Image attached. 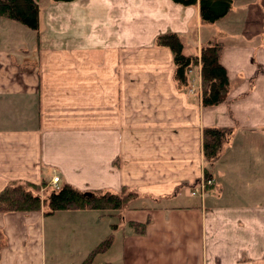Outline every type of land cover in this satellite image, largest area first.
<instances>
[{
    "label": "crops",
    "instance_id": "crops-1",
    "mask_svg": "<svg viewBox=\"0 0 264 264\" xmlns=\"http://www.w3.org/2000/svg\"><path fill=\"white\" fill-rule=\"evenodd\" d=\"M37 5L35 31L0 18V190L56 175L81 191L126 187L141 204L115 216L0 212V264H76L109 232L91 264H264V0H230L211 24L197 2ZM164 32L186 55L220 42L223 102L201 105L198 64L176 86L171 53L155 43ZM220 126L231 132L211 184L190 195L203 177L201 130Z\"/></svg>",
    "mask_w": 264,
    "mask_h": 264
},
{
    "label": "trees",
    "instance_id": "trees-1",
    "mask_svg": "<svg viewBox=\"0 0 264 264\" xmlns=\"http://www.w3.org/2000/svg\"><path fill=\"white\" fill-rule=\"evenodd\" d=\"M53 2H69L72 0H52ZM174 3L189 6L198 3V14L201 23L211 24L222 18L230 8V0H171ZM37 0H0V18L15 21L29 30L38 28ZM156 45L169 49L173 64V80L177 86H185L187 72L198 64L200 72V103L202 106H215L223 102L229 89V81L224 67L219 61L221 44L211 41L200 48L199 55H186L182 44L174 32L160 33L155 38ZM231 132L230 127H203L201 130L202 159L205 165L203 177L210 178L209 169L219 157L223 144ZM198 181V180H197ZM45 182L33 184L30 182L12 181L0 190V212H34L44 205V214L58 210H95L99 215L115 216L116 213L128 207L129 200L136 193L121 187L117 192L90 191L92 196L83 194L68 184H63L56 190H51L42 202L37 194L39 187ZM125 191V192H124ZM42 203V204H41ZM134 233L142 231L144 224L129 222ZM115 227L114 223L110 228ZM112 240L111 232L97 243L79 264H91L94 257L105 251Z\"/></svg>",
    "mask_w": 264,
    "mask_h": 264
},
{
    "label": "rangeland",
    "instance_id": "rangeland-1",
    "mask_svg": "<svg viewBox=\"0 0 264 264\" xmlns=\"http://www.w3.org/2000/svg\"><path fill=\"white\" fill-rule=\"evenodd\" d=\"M50 1H52V0H50ZM53 2V1H52ZM32 32V31H31ZM167 48V47H166ZM183 48V47H182ZM171 53V52H170ZM173 70H174V68H172ZM173 75V74H172ZM177 86V85H176ZM207 166L205 165V163L203 162V167H202V175H203V172H204V168H206ZM210 179L208 178V179H204V177H202V181H200V179L198 178V181H196L192 186H191V188H190V190H189V194L190 195H197L198 197L200 196V197H202L204 194H205V192L207 191V188L209 187V185H210V183L209 184H207L206 182L207 181H209ZM206 181V182H205ZM197 187V188H196ZM40 188H43V190L40 192ZM128 189V188H127ZM194 189H195V191H194ZM129 190V189H128ZM51 190L49 189V185H45V186H40L39 187V190H38V192H37V194H38V196H39V199H40V201L42 202L43 200H45V197H46V195H48V193L50 192ZM130 191H133V190H130ZM125 192V191H124ZM134 193H136L135 191H133ZM193 192V193H192ZM150 201H155V199L154 198H152V199H150ZM42 204V203H41ZM141 204V201H140V198H138V195H137V193H136V196H134V197H132L130 200H129V205L130 206H128V207H132V206H137V205H140ZM44 205H41V208H44L43 207ZM128 207H126V208H128ZM40 208V209H41ZM124 209H125V207H124ZM124 209H122L121 211H123ZM45 211V210H44ZM76 211V210H75ZM121 211H119V213L121 212ZM84 218V217H83ZM82 218V219H83ZM128 224V223H127ZM99 228H102V225L100 226H97V231H98V229ZM96 233V232H95ZM71 233H69V235H70ZM105 236H103L97 243H99L103 238H104ZM81 240V239H80ZM80 240H78V239H74L73 240V242L72 243H70L69 242V246L71 247V245H73L74 243H77L78 241H80ZM82 243V242H81ZM80 243V246L82 245ZM96 243V244H97ZM72 247H74V245L72 246ZM104 252V251H103ZM98 254H102V252L101 253H98ZM87 255V254H86ZM85 255V256H86ZM85 256H84V258H85ZM97 257V255L94 257V258H96ZM100 256H98V258H99ZM105 258H106V261L108 262L109 260L107 259V257H106V255L104 256ZM83 258V259H84ZM82 259V260H83ZM94 260V259H93ZM79 262V261H78ZM77 262V263H78ZM81 262V261H80ZM79 262V263H80ZM76 263V264H77ZM78 263V264H79Z\"/></svg>",
    "mask_w": 264,
    "mask_h": 264
},
{
    "label": "built area",
    "instance_id": "built-area-1",
    "mask_svg": "<svg viewBox=\"0 0 264 264\" xmlns=\"http://www.w3.org/2000/svg\"><path fill=\"white\" fill-rule=\"evenodd\" d=\"M200 181H202V178H200ZM57 182H58V176H56V175H52L51 177H50V180H49V182L47 183V184H45V185H49V189L50 190H56V189H58L59 187H58V185H57ZM206 182V181H205ZM207 184H211V181L209 180V181H207L206 182ZM44 185V186H45ZM197 188V187H196ZM43 190V188H40V192ZM194 191H195V189H194ZM193 193V192H192Z\"/></svg>",
    "mask_w": 264,
    "mask_h": 264
},
{
    "label": "water",
    "instance_id": "water-1",
    "mask_svg": "<svg viewBox=\"0 0 264 264\" xmlns=\"http://www.w3.org/2000/svg\"><path fill=\"white\" fill-rule=\"evenodd\" d=\"M83 194L88 195V196H92V193L90 191H85Z\"/></svg>",
    "mask_w": 264,
    "mask_h": 264
}]
</instances>
